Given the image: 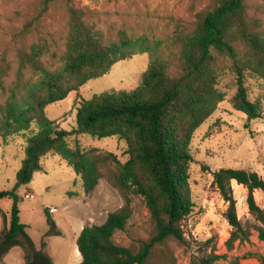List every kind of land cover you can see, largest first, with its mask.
Wrapping results in <instances>:
<instances>
[{
	"label": "rangeland",
	"instance_id": "374dc122",
	"mask_svg": "<svg viewBox=\"0 0 264 264\" xmlns=\"http://www.w3.org/2000/svg\"><path fill=\"white\" fill-rule=\"evenodd\" d=\"M43 2L0 0V191L14 187L28 136L38 129L43 116L58 128L71 131L76 126V108L82 99L137 88L153 61L171 78L185 75L179 37L192 30L199 13L217 5V0H54L37 29L23 33L25 22ZM245 5L243 20L249 32L264 41V0H247ZM235 32L231 39L236 61L245 71L250 99L260 103L261 117L248 120L237 107L235 65L221 54L208 78L195 84L201 86L213 78L217 83L214 93L181 114L183 128L179 138H185L192 157L186 194L193 208L182 226L188 245L174 239L161 245L173 251L177 264H190L192 257L200 255V244L210 238L214 239L218 253L227 252L225 242L231 227L224 217L227 204L212 184L214 171L244 169L255 171L264 179V57L254 53ZM78 35H85L101 46L123 41H129L131 46L105 72L91 78H87L90 73L79 76L63 73L61 85L67 91L66 97L40 108L38 102L46 93L41 69L63 71ZM12 103L25 112L18 122L8 120ZM76 147L94 156L111 155L107 162H99L103 177L90 194L84 192L80 175L70 166L69 152ZM136 148L133 133L105 138L89 134L69 136L66 151L53 150L43 156L41 170L29 184L17 188L20 220L27 225V232L38 248L46 242L45 251L54 264H66L67 257H81L76 241L82 229L103 224L109 213L125 204L126 198L108 177L136 157ZM133 170L145 187L154 186L146 166L137 163ZM232 187L239 219L253 221L246 204L247 190L236 182H232ZM28 191L35 198H25ZM153 193L158 195L157 190ZM254 195L264 209V194L256 191ZM128 196L133 213L125 230L116 232L113 241L137 247L152 236L154 223L145 197L133 193ZM159 198L163 204V198ZM11 206V200H0V209L8 221ZM46 211L60 235L46 236L49 228ZM3 227L0 213V231ZM228 254H251L241 264H261L264 242L254 233L249 242H237ZM7 257H23V252L16 247Z\"/></svg>",
	"mask_w": 264,
	"mask_h": 264
},
{
	"label": "trees",
	"instance_id": "16d2710c",
	"mask_svg": "<svg viewBox=\"0 0 264 264\" xmlns=\"http://www.w3.org/2000/svg\"><path fill=\"white\" fill-rule=\"evenodd\" d=\"M52 1L44 0L42 7L25 22L23 33L37 29ZM246 1L217 0L216 6L199 13L198 22L192 30L179 37L180 60L186 72L182 77L165 75L160 64L153 61L137 88L130 91L112 90L91 99H82L76 108V126L71 131L60 129L53 121L42 117L38 129L28 136L25 158L16 173L14 187L0 191V200L12 201L9 221L0 209L4 224L0 231V261L12 248L18 247L23 252L24 264H54L45 251L46 242H42L38 248L28 234L27 225L20 220L18 206L17 188L29 184L34 174L41 170L43 156L53 150L65 152L66 139L72 135L89 134L105 138L133 133L137 143L136 157L129 159L118 173L108 177L110 183L124 195L126 202L120 209L109 213L103 224L82 229L76 241L82 257L79 264H177L173 251L161 245L168 239H174L183 246L188 245L182 226L193 208L186 194L192 157L186 148L185 138H179L183 128L181 114L202 104L207 96L214 93L217 83L213 78L202 82L201 86L195 84L208 78L221 54L228 56L235 65L237 107L248 120L261 117L260 103L249 97L246 74L236 61L231 39L236 35V30L240 39L254 53L264 57V41L251 34L243 20ZM130 46L129 41L101 46L85 35H78L63 71L41 69V83L46 93L38 105L43 108L66 97L67 91L61 85L63 73L71 76L90 73L87 78L96 76L105 72ZM14 107L12 103L8 109V120L18 122L25 112ZM109 156H94L79 147L69 152L70 166L80 175L86 194L93 192L103 177L99 162H107ZM137 163L146 166L149 171L154 182L151 189L137 178L133 170ZM212 176L213 186L227 204L224 217L231 227L230 236L225 242L227 252L218 253L214 239L210 238L200 244V255L192 257L190 264H241L251 254L230 256L228 253L234 250L237 242H249L254 233L259 241L264 242V209L254 195L256 191L264 194V179L255 171L237 168H220ZM232 182L247 190L246 204L253 221L242 222L239 219ZM155 190L158 191L157 196L153 193ZM129 193L145 197L154 223L152 236L137 247H125L113 241L114 234L124 231L132 216ZM159 197L163 198V204H160ZM46 217L49 226L46 236L60 235L47 211ZM259 258L260 263L264 264V255Z\"/></svg>",
	"mask_w": 264,
	"mask_h": 264
},
{
	"label": "crops",
	"instance_id": "0c3cea01",
	"mask_svg": "<svg viewBox=\"0 0 264 264\" xmlns=\"http://www.w3.org/2000/svg\"><path fill=\"white\" fill-rule=\"evenodd\" d=\"M11 250L3 257V259L0 261V264H16L17 262H19V260L20 262H22V264H24L23 257H7V255L10 254ZM81 260L82 257H67L66 264H79Z\"/></svg>",
	"mask_w": 264,
	"mask_h": 264
},
{
	"label": "built area",
	"instance_id": "2783aa9c",
	"mask_svg": "<svg viewBox=\"0 0 264 264\" xmlns=\"http://www.w3.org/2000/svg\"><path fill=\"white\" fill-rule=\"evenodd\" d=\"M24 196L27 199H33V198H35V195L33 193L29 192V191L26 192Z\"/></svg>",
	"mask_w": 264,
	"mask_h": 264
}]
</instances>
